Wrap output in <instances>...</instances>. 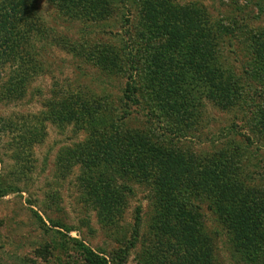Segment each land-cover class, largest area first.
Masks as SVG:
<instances>
[{"label":"rangeland","instance_id":"obj_1","mask_svg":"<svg viewBox=\"0 0 264 264\" xmlns=\"http://www.w3.org/2000/svg\"><path fill=\"white\" fill-rule=\"evenodd\" d=\"M104 1L110 14L102 20L71 17L51 1L40 0L41 27L32 51L38 73L18 98L5 100L3 88L14 69L9 64L1 68L0 264H90L82 254L84 246L112 264H156L151 259L157 241L152 226L156 190L152 182L131 172L85 171L78 155L90 130L60 123L52 115L53 107L72 90L105 109L98 127L110 132L152 129L156 145L179 151L195 166L220 151L238 148L241 181L264 193V136L256 123L264 110V66L259 67L264 0L160 1L170 4L175 18L185 21L190 32L203 24L196 40L205 43L201 53L218 63L222 75L246 99L227 108L207 99L199 124L187 125L183 135L170 132L163 120L150 122L143 108L149 106L146 101L140 106L127 100L132 75L138 89L135 98H144L145 58L164 43L152 36L145 21V7L152 0ZM164 16L161 20L167 21L168 13ZM24 123L27 142L18 133ZM103 174L118 193V208L111 216L92 189ZM188 204L205 231L217 234V264H251L235 253L207 200L196 201L200 210L193 201Z\"/></svg>","mask_w":264,"mask_h":264},{"label":"trees","instance_id":"obj_2","mask_svg":"<svg viewBox=\"0 0 264 264\" xmlns=\"http://www.w3.org/2000/svg\"><path fill=\"white\" fill-rule=\"evenodd\" d=\"M39 1L0 0V72L7 64L14 69L3 88L1 97L5 100L18 98L38 70L32 51L41 27ZM48 1L61 13L75 18L103 20L110 14L104 0ZM160 1H147L144 17L152 36L163 39L164 43L153 47L145 58L148 66L144 98H135L138 89L136 76L132 75L127 86V100L136 104L149 103L143 107L149 121L163 120L170 132L179 135L186 132L187 125L199 124L200 108L207 99L220 108L232 107L246 99L238 86L222 75L218 63L212 64L201 53L205 43L196 40L203 24L193 28L191 33L185 21L175 18L170 4L161 5ZM164 13L169 15L167 21L161 20L160 15L164 18ZM184 19L190 20L188 16ZM146 32L143 27L142 33ZM261 41L262 49L264 39ZM261 66H264V54L259 60ZM67 96L68 99L53 107L52 115L60 123H74L79 129L81 125L90 130L88 141L78 155L85 171L131 172L147 183L152 182L156 190L152 226L157 233L153 263L217 264V234L206 232L203 223L190 214L188 207V200H191L194 208L200 210L196 201L207 200V208L215 214L240 259L264 264V193L241 181L238 148L235 152L220 151L195 166L179 151L156 145L152 129L149 132L137 129L110 132L98 127L105 109L84 99L79 90H72ZM262 112L256 123L264 136V110ZM25 126L22 124L18 133H23V141L27 142ZM37 136V133L33 135ZM245 139L249 144L252 142L248 136ZM111 182L103 174L100 184L92 187L108 216L117 211L119 202ZM82 254L90 264H112L107 257L87 246Z\"/></svg>","mask_w":264,"mask_h":264}]
</instances>
